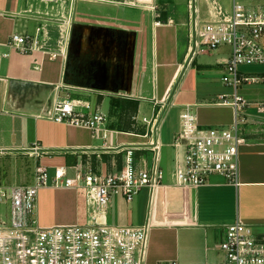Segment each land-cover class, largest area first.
<instances>
[{"label":"crops","instance_id":"crops-1","mask_svg":"<svg viewBox=\"0 0 264 264\" xmlns=\"http://www.w3.org/2000/svg\"><path fill=\"white\" fill-rule=\"evenodd\" d=\"M56 1L50 0L48 6L43 0H0V157H13L17 163L25 155L37 165L48 168L43 163L46 158L59 156L65 164L58 166H66L68 174L74 176L72 167L81 163L85 154L101 158L94 164L99 171L108 173L120 167L117 160V168L108 165V161H115L114 154L122 156L126 148L134 146L137 157L143 153L145 159L138 164L150 166L154 152L149 143L156 139L163 147V113L167 106L176 104L175 86L189 66V44L185 50L183 33L184 29H187V36L189 33V0L181 5V0H70L69 29L60 28L63 18H67V7L59 8ZM90 1L102 6L113 4L114 12L100 10L101 16L108 15L113 22L104 18L100 22L78 18V2H86L84 5L89 8ZM215 1L230 13L232 0L229 6L221 0H200L201 18L209 16ZM243 1L249 5L256 3ZM42 2L46 6L41 5ZM151 4L157 9L153 10ZM122 7L150 13V23L143 22L142 16L136 14L138 11L127 14ZM131 24L135 28L129 27ZM15 33L35 37L37 48L24 53L11 47L9 41ZM116 40L121 41L118 62L110 46V42ZM91 43L102 50L100 60L90 53ZM210 51L216 58L200 64L206 76L205 91L202 94L194 91V100L183 103L182 108L186 104L194 106L201 125L226 127L234 122L235 111L232 106L218 104L217 100L220 94L232 91L222 82L230 47L202 52ZM102 61L120 67L117 72L122 77L119 73L108 79L100 73L96 75L99 68L94 66L102 68ZM247 73L260 79L239 88L240 94L251 104L244 110L248 121L242 129L245 140L240 145L238 186L218 174L199 187L176 185L174 170L177 160L183 157L181 148L174 146V137L179 131L176 130L171 135L169 148L162 150L163 183L153 189H142L132 202L116 196L109 203L111 212L114 206L119 207L121 221L126 225L150 224L147 264L221 261L224 253L220 244L227 227L238 219L251 225L258 239L264 241V112L258 109V104L264 103V70L254 69ZM73 93L87 94L89 100L86 102L90 104L96 103L100 94L137 100L139 105L134 119L146 131L125 130L124 123H105L95 132L86 126L51 120L48 114L54 102ZM145 100L152 102L151 112L143 107ZM161 102H169V105L161 108ZM158 110L161 119L154 134L150 132L152 123L147 125L144 118L152 119ZM71 159H75L74 164L69 163ZM17 169L16 173L21 176L22 168ZM25 177L26 181L21 182L32 183L34 171ZM77 195L78 189L65 185L41 188L37 204L39 223L43 226L78 223ZM139 196L145 201L139 206L142 213L138 212ZM98 217L101 219L100 215Z\"/></svg>","mask_w":264,"mask_h":264},{"label":"built area","instance_id":"built-area-1","mask_svg":"<svg viewBox=\"0 0 264 264\" xmlns=\"http://www.w3.org/2000/svg\"><path fill=\"white\" fill-rule=\"evenodd\" d=\"M199 1H188L187 62L192 63L202 51L230 47L222 82L232 91L220 94L217 103L232 106L235 119L226 127L204 126L199 123L194 106L186 104L182 108L174 146L181 148L183 157L176 162L175 183L199 187L218 174L238 186L240 145L245 140L242 129L248 121L244 110L251 104L240 94L239 88L260 79L246 75L239 67L264 64V2L249 5L243 0H232L231 11L226 13L215 1L209 16L201 18ZM152 8L156 10L157 6ZM9 45L28 53L37 48L38 41L33 36L15 33ZM167 104L161 102V108ZM88 106L75 99H57L48 117L55 122L86 126L98 132L106 123V115L97 109H85ZM258 109L264 112V103H259ZM160 116L158 110L152 119L144 118L147 125L152 123L151 133H156ZM149 146L154 152L150 166L138 164L145 162L143 153L137 157V148L131 146L123 152L122 167L114 172L102 174L88 157L87 161L72 167L74 176L68 174L66 166H57L51 178L47 167L37 165L32 183H0V201L10 204L9 221L0 219V264H147L149 223L111 225L95 212L84 225L43 226L38 220L37 204L41 188L62 185L85 189L88 200L102 208L116 196L132 202L142 189H153L164 180L162 144L152 139ZM220 248L224 253L221 261L187 264H264V241L258 239L251 225L239 219L227 227Z\"/></svg>","mask_w":264,"mask_h":264},{"label":"rangeland","instance_id":"rangeland-1","mask_svg":"<svg viewBox=\"0 0 264 264\" xmlns=\"http://www.w3.org/2000/svg\"><path fill=\"white\" fill-rule=\"evenodd\" d=\"M45 1L48 6L51 4L49 3L50 0H43ZM69 1L70 0H57L56 3L58 4V7L61 8L62 6L67 7V18H63V21L61 22V29H69V19H68V5H69ZM186 0H181L179 3L180 5L183 3H185ZM226 6H229L230 4V0H221ZM252 1H256V3H260L261 1L264 0H250V2ZM187 2V1H186ZM86 2H78V6H77V17L78 18H87L91 21H101L103 18L107 21V22H113L112 19H110L108 15H103L101 16L102 12L100 10H104L107 13L110 12H114V9H116L115 7H111V5L113 4H104V6L99 5L98 2L95 1H90L87 4L90 5L89 8H86L88 6L84 5ZM41 5H45L44 2L41 3ZM110 5V6H109ZM134 5V4H133ZM149 7V5H147ZM152 4L150 5V7L152 8ZM121 9H124L125 12H127V14L131 13L134 14V12L136 13V11L128 8V7H122ZM153 9V8H152ZM154 10V9H153ZM136 14H140L142 16V20H144L143 22L145 23H150V13L148 14V12L145 11H138V13ZM128 20H126L127 22ZM91 25V24H88ZM129 27L131 28H135V26L133 24H131ZM149 28V27H148ZM186 28V27H185ZM150 29V28H149ZM184 41H185V50L187 48V45L189 44L188 41V36H187V29H184ZM117 39V38H116ZM118 41V42H116ZM114 43L112 41V43L110 42V46L111 48H113L112 53L116 55L117 59L115 58V61H119L118 56H120V42L119 40H116ZM188 43V44H187ZM107 44V42L105 43ZM96 45H98V42L96 43ZM96 45L91 43V49H90V53H93V57L94 59L100 60V54H102V50L101 49H96L98 48ZM113 45V47H112ZM93 47H95L94 51H93ZM119 49V52H118ZM209 51V50H208ZM123 52V51H122ZM117 53L119 55H117ZM83 54H85V52L83 51ZM99 55V56H97ZM107 57V56H106ZM105 57V58H106ZM104 58V59H105ZM216 58V55L210 51V52H201L200 54H198L194 60L196 61L193 65L189 64V66L185 69V71L183 72L179 82L177 83V85L175 86V92L177 94V98H176V104L172 105V106H167L164 110V119H163V123H162V136H163V147L161 149V155H162V150L166 151L169 148L170 143H172L171 141V135L176 131L179 130V126H180V113L182 111V104L185 102H191L194 100L193 96H194V91L195 92H200L202 94V92L205 91V74L202 73V69L204 66H200L201 63H207V62H211ZM108 57L105 59L107 60ZM112 59V58H111ZM101 62V61H99ZM105 62V61H104ZM94 63V62H93ZM114 63H110L108 64L107 62L103 63L102 61V68L99 67V65L97 66V64H95L94 68H99V72L96 73V75L98 73H100V75H104V77H106L107 79L110 77L111 75L114 76L115 74L117 75V70H121L120 67H117L116 65H113ZM104 70V72H102V70ZM240 70L247 73V72H251L254 69H260V70H264V64H254V65H241ZM96 69V71H97ZM116 72V73H115ZM121 74V73H119ZM248 74V73H247ZM122 77V74H121ZM101 82L102 79H101ZM103 84H105V82H103ZM68 96V97H67ZM65 95L66 99H75V100H79L88 104V108H85L87 110L93 111L96 109H101L105 112L106 115V123H113V124H123L125 119L122 116V112H121V106L119 105L122 104L123 101H126L125 98H122L121 96L118 95H113V94H109L108 97L105 96V94H100V97L98 98V101L96 103L90 104V102H86L88 101V97L87 94H77V93H73V95ZM94 102L95 100L92 99ZM125 104V102H123ZM124 104H122L124 106ZM147 107L146 109L151 112L152 109V102L150 101H146L145 100V104L143 105V107ZM145 109V108H144ZM131 120L136 121V119L131 118ZM127 122V121H126ZM137 123V122H136ZM141 124H136L135 125V130L138 131V129H144V131H146L145 127L142 125V127H139ZM138 128V129H137ZM114 154V153H112ZM86 158L83 157L81 158L83 162L87 161L88 157H91V162L92 164L95 166L94 162H96V159H101L99 157H97L95 155L94 159V155L92 154H85ZM114 160L110 163V161H108V165H110L112 168H117L118 165L116 163V160L118 158V154H114ZM103 156V155H102ZM47 160H45L43 163L45 165L48 166L49 169V173L51 175V178L54 176L55 174V169L56 166L60 165V164H65L64 161L62 160L61 157L59 156H54L53 158H46ZM112 158H108V160H111ZM161 160L162 157H161ZM16 160L13 157H6V156H2L0 157V179H1V184L4 185H10V184H18V183H23L21 181H26L25 180V176L28 174H32L33 171H35L37 164L35 163V161L31 158H28L27 156H21V158H19V160L17 161V163L15 162ZM114 162V163H113ZM21 166V167H20ZM17 168H22L21 169V176L19 174H17L16 172L18 171ZM96 168V166H95ZM102 174H106V171H101ZM52 182H50L51 184ZM140 197V196H139ZM137 198L140 202L138 204V212L142 213V207L139 208V206L142 204L144 205L145 201H144V197H140ZM78 201L77 203V222L80 225H84L87 224L89 221V218H91V214L97 212L98 215L101 216V219L106 220V222L108 224L111 225H126V223H123L121 220V216L119 213V207L114 206V210L111 212L110 208H108V206L106 208H102L100 206H98L93 200H88V196H87V192L85 189H78V195H77V199ZM143 200V201H142ZM114 204L116 205V202H114ZM74 210V209H73ZM130 217L133 218V214L129 213ZM9 216H10V204L6 201H0V219L1 218H6L7 221H9Z\"/></svg>","mask_w":264,"mask_h":264},{"label":"trees","instance_id":"trees-1","mask_svg":"<svg viewBox=\"0 0 264 264\" xmlns=\"http://www.w3.org/2000/svg\"><path fill=\"white\" fill-rule=\"evenodd\" d=\"M123 102H125V104ZM123 102L122 104H124V106L119 103V105L121 106L122 116L125 119L123 128H125V130L127 129L128 131H130V129L135 130V127L133 126L136 125V121L131 120V118L134 119V116H136L135 114L138 111L139 102L137 100H131V99H126V101H123ZM141 130L143 131L144 129H141ZM117 161H118V164H120L119 168H121L122 167V156L121 155L118 156ZM69 163L74 164L75 159L69 160Z\"/></svg>","mask_w":264,"mask_h":264}]
</instances>
